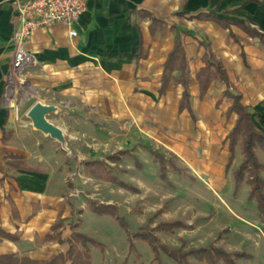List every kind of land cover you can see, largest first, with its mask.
I'll return each mask as SVG.
<instances>
[{
	"label": "crops",
	"instance_id": "obj_1",
	"mask_svg": "<svg viewBox=\"0 0 264 264\" xmlns=\"http://www.w3.org/2000/svg\"><path fill=\"white\" fill-rule=\"evenodd\" d=\"M17 1L0 0V256L51 261L68 253L74 232L83 234L82 226L74 228L81 220L71 225L63 199L48 194L49 178L36 159L41 150L35 142L27 143L43 137L26 128L23 117L37 103L57 109L47 119L64 133L69 132L63 119L67 116L97 123L124 120L174 153L195 158L202 140L198 115L209 118L213 107L225 103L226 118L234 117L233 129L237 116H227L229 91L242 97L253 123L264 133V37L243 29L264 35V0H88L74 25L77 37L71 38L63 24L37 29L25 46L32 64L14 73L13 37L21 26ZM176 41L186 54L196 122L187 111L179 113L184 91L180 84L170 83L161 94L165 64ZM206 54L221 63L228 85L213 80L201 97L198 74ZM172 76L179 78L180 73ZM173 114L183 119L182 130H197L193 141L177 131ZM227 149L226 174L229 143ZM122 151L137 158L134 148L111 156ZM108 158L104 162L111 167L122 161L113 164Z\"/></svg>",
	"mask_w": 264,
	"mask_h": 264
},
{
	"label": "rangeland",
	"instance_id": "obj_2",
	"mask_svg": "<svg viewBox=\"0 0 264 264\" xmlns=\"http://www.w3.org/2000/svg\"><path fill=\"white\" fill-rule=\"evenodd\" d=\"M174 96L176 98L179 93H174ZM211 111L209 118L198 115L202 140L196 159L174 153L152 135L147 136L135 124L124 120L97 123L92 118L78 120L67 116L63 119L67 120L65 127L69 132H63V145L34 129L28 118L29 112L24 111L26 128H33L43 136L32 138L27 143L33 145L35 142L36 148L41 150L40 157L36 159H40V165L49 178L48 194L63 199L70 211L71 225L81 220L80 231L102 244V247L87 245L91 264L155 263L147 243L136 241L135 253L131 252L126 231L113 218L100 217L88 211L90 201L116 206L131 234L142 228L153 229L162 222H182L188 226L187 229L157 234L162 244L170 249L188 251L214 245L228 253L239 252L248 256L239 259L238 264H264V219L258 213L256 202L248 201L249 187L245 182L234 195L233 176L243 159L240 143L236 147L235 159L225 173L229 157L226 137L234 117L226 118L225 103ZM197 113L200 114L199 111ZM170 117L179 123L177 131L186 132L193 141L197 130L192 126L182 130L183 119L174 114ZM214 146L213 150L211 147ZM132 148L142 163V170H137L128 157L111 168L119 183L135 188L136 192L85 175L84 163L106 161L112 154ZM187 148L193 150L190 145ZM146 149L165 155L185 173L177 174L169 169L167 180H161L159 165ZM210 151L212 154H208ZM257 156L264 164V153L257 150ZM162 260L165 264H177L165 255H162ZM189 262L203 264L192 257Z\"/></svg>",
	"mask_w": 264,
	"mask_h": 264
},
{
	"label": "trees",
	"instance_id": "obj_3",
	"mask_svg": "<svg viewBox=\"0 0 264 264\" xmlns=\"http://www.w3.org/2000/svg\"><path fill=\"white\" fill-rule=\"evenodd\" d=\"M219 21V20H217ZM225 27L229 24L224 22ZM245 32L253 37L263 38L264 35L252 30L248 27L243 28ZM205 67L199 72L198 79L201 86V97L206 94L211 82L218 80L228 85L226 72L219 61L212 54H206L203 58ZM178 71L179 78H174L172 73ZM189 72L186 60L185 50L179 41H176L173 50L171 51L167 62L165 64V71L162 78L161 94L165 92L167 86L174 82L180 84L183 88L182 98L179 104V113L187 111L194 122L197 121L196 116L190 106V92H189ZM225 97L232 100V105L227 111V116L235 114L237 116L236 123L233 129L227 136L229 143L230 158L226 166L228 173L236 153V147L241 144V152L243 159L238 170L234 173V195L238 194L242 184L245 182L249 187V202H256L257 210L261 218L264 219V164H262L257 156V150L264 153V133L261 132L253 123L251 115L248 113L245 106L242 104V97L239 94H232L227 91ZM150 155L157 161L159 165L160 179L167 180L169 169L177 174H183L185 171L179 168L173 161L169 160L165 155L153 150H148ZM123 157H131L134 160L135 167L140 171L143 169L142 164L136 157H133L129 151L119 152L115 156H111L108 160L115 164L122 160ZM85 173L87 176L96 178L111 184H118L121 188L136 192L137 190L131 186L119 183L117 178L113 175L111 166L104 161H92L85 163ZM88 210L100 217L108 216L113 218L121 228H123L130 243V251L135 253V242L142 241L148 244L153 255V262L155 264H165L162 260V255L167 256L177 264H190L189 258L192 257L196 261L203 264H238L239 259L248 258L243 253H228L223 249L210 245L206 248L190 249L183 251V249H170L168 246L162 244L157 237L161 232H172L177 229H187L188 226L182 222H162L155 228L148 230L147 228L140 229L136 234L128 232V224L119 216L118 208L114 205H99L95 202H88ZM81 226L79 221L75 225V229ZM60 228V222L56 226ZM3 238L8 240H16V237L3 234ZM95 247H102L90 238L81 233L74 232L71 240H69V251L66 255H59L51 261H36L28 258L19 259L15 256H0V264H91V256L87 245ZM78 245L83 247V250L78 249ZM137 259L140 255L137 254Z\"/></svg>",
	"mask_w": 264,
	"mask_h": 264
},
{
	"label": "built area",
	"instance_id": "obj_4",
	"mask_svg": "<svg viewBox=\"0 0 264 264\" xmlns=\"http://www.w3.org/2000/svg\"><path fill=\"white\" fill-rule=\"evenodd\" d=\"M88 0H19L17 10L21 26L14 33L15 56L12 64L14 73L23 72L33 62L26 51V43L32 34L40 28L54 24L67 26L69 36L77 37L74 25L86 11Z\"/></svg>",
	"mask_w": 264,
	"mask_h": 264
},
{
	"label": "water",
	"instance_id": "obj_5",
	"mask_svg": "<svg viewBox=\"0 0 264 264\" xmlns=\"http://www.w3.org/2000/svg\"><path fill=\"white\" fill-rule=\"evenodd\" d=\"M55 112H57L55 107L37 103L29 111L28 118L31 120L34 129L45 135L51 136V138L58 140L64 145L65 141L63 131L50 123L47 119L50 114Z\"/></svg>",
	"mask_w": 264,
	"mask_h": 264
}]
</instances>
